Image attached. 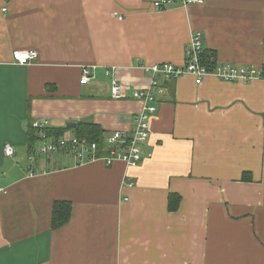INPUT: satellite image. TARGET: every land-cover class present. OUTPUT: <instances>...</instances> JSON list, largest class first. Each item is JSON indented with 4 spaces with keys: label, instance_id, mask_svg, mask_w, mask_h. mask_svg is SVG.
<instances>
[{
    "label": "crops",
    "instance_id": "0c3cea01",
    "mask_svg": "<svg viewBox=\"0 0 264 264\" xmlns=\"http://www.w3.org/2000/svg\"><path fill=\"white\" fill-rule=\"evenodd\" d=\"M154 1L0 0V264H264V78L162 82L135 169L71 152L37 156L49 141L30 154L29 126L43 119L65 128L62 138L81 121L105 138L130 131L143 110L132 92L150 84L144 68L184 66L195 32L217 66L263 71L264 0L163 11ZM16 50L38 58L21 66ZM112 78L128 98L111 97ZM170 194L181 197L176 212ZM59 201L72 216L53 230Z\"/></svg>",
    "mask_w": 264,
    "mask_h": 264
},
{
    "label": "built area",
    "instance_id": "2783aa9c",
    "mask_svg": "<svg viewBox=\"0 0 264 264\" xmlns=\"http://www.w3.org/2000/svg\"><path fill=\"white\" fill-rule=\"evenodd\" d=\"M205 0H155L154 7L159 10H167L177 5H203ZM122 20V18H120ZM204 52L203 37L201 32H195L192 35L190 43L186 47L184 66H176L169 63L155 64L145 67L144 70L150 75V84L144 90H134L132 98L143 103V110L137 114L134 124L130 131L114 132L110 137L105 138L102 151L103 156H99L100 148L95 143H89L87 140L78 138H62L59 141L51 142L44 136L41 138L45 145L35 154L49 155L56 152H71L81 160L86 156L92 159H101L106 165L111 166L116 161L124 162L129 168H138L142 162V147L149 140L151 130V118L158 111V94L162 90V82H170L184 76H192L195 83L201 85L207 77L213 76L222 82H244L249 83L255 79L262 78V70L255 68H239L233 65L216 66L210 69L202 64V54ZM38 53L35 50H16L13 52V59L21 66H27L35 62ZM110 75V71L107 72ZM91 79V71L84 68L81 84L86 85ZM128 87L115 78L111 79V97L114 100H123L128 98ZM48 120H39L33 124L34 128H49ZM8 156L13 155L11 147L5 148ZM4 190L0 187V196Z\"/></svg>",
    "mask_w": 264,
    "mask_h": 264
},
{
    "label": "trees",
    "instance_id": "16d2710c",
    "mask_svg": "<svg viewBox=\"0 0 264 264\" xmlns=\"http://www.w3.org/2000/svg\"><path fill=\"white\" fill-rule=\"evenodd\" d=\"M202 64L210 69L215 68L218 64L216 62V55L214 52L209 50H204L202 54ZM262 78H264V67L262 71ZM33 123L30 124L28 129V146L30 154L35 151V146L37 143L42 141L44 136L46 139H52L54 141H59L66 133L65 128H44L37 129L33 127ZM74 135L80 140H87L89 143H95L99 146V155L103 154L102 147L105 141V131L104 129L93 122L81 121L78 127L74 130ZM244 182H252V174L244 173L242 177ZM181 197L178 194H170L169 196V211L176 212L180 207ZM72 216V205L69 202H55L52 211V229L57 230L64 227L69 223Z\"/></svg>",
    "mask_w": 264,
    "mask_h": 264
},
{
    "label": "water",
    "instance_id": "95a60500",
    "mask_svg": "<svg viewBox=\"0 0 264 264\" xmlns=\"http://www.w3.org/2000/svg\"><path fill=\"white\" fill-rule=\"evenodd\" d=\"M76 127V124H72V125H69L68 126V128H71V129H73V128H75Z\"/></svg>",
    "mask_w": 264,
    "mask_h": 264
},
{
    "label": "rangeland",
    "instance_id": "374dc122",
    "mask_svg": "<svg viewBox=\"0 0 264 264\" xmlns=\"http://www.w3.org/2000/svg\"><path fill=\"white\" fill-rule=\"evenodd\" d=\"M110 137V136H109ZM108 138V137H107Z\"/></svg>",
    "mask_w": 264,
    "mask_h": 264
}]
</instances>
